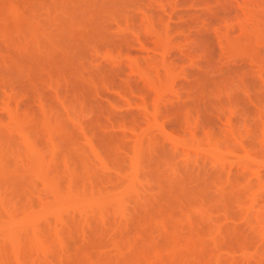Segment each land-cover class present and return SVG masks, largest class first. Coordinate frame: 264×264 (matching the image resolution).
I'll list each match as a JSON object with an SVG mask.
<instances>
[{"label": "rangeland", "instance_id": "1", "mask_svg": "<svg viewBox=\"0 0 264 264\" xmlns=\"http://www.w3.org/2000/svg\"><path fill=\"white\" fill-rule=\"evenodd\" d=\"M0 264H264V0H0Z\"/></svg>", "mask_w": 264, "mask_h": 264}]
</instances>
